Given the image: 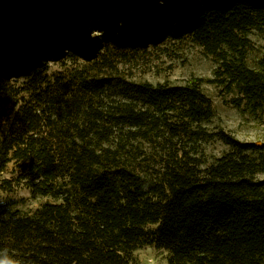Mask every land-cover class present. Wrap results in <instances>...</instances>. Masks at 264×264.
I'll return each mask as SVG.
<instances>
[{"label": "trees", "instance_id": "16d2710c", "mask_svg": "<svg viewBox=\"0 0 264 264\" xmlns=\"http://www.w3.org/2000/svg\"><path fill=\"white\" fill-rule=\"evenodd\" d=\"M153 1L0 0V173L17 169L0 193L21 183L51 198L22 214L0 196V264H135L150 245L168 264H264V141L208 127L204 79L131 82L116 96L104 76L43 87L38 52L55 57L44 51L51 35L86 60L115 33L128 48L147 44L138 30L189 37L216 63L208 82L264 122V53L248 62L264 0H159L162 23ZM94 18L104 34L86 44ZM216 140L227 146L218 156Z\"/></svg>", "mask_w": 264, "mask_h": 264}, {"label": "rangeland", "instance_id": "374dc122", "mask_svg": "<svg viewBox=\"0 0 264 264\" xmlns=\"http://www.w3.org/2000/svg\"><path fill=\"white\" fill-rule=\"evenodd\" d=\"M152 4V9L158 14L153 22L162 23L163 20L160 17L162 12L168 11V6L160 4L159 0H154ZM99 21H101L100 18L90 20V26L84 38L86 44L91 43L88 39L104 34L100 28L91 27ZM117 25H120L119 21ZM137 33L134 37L138 41H147L145 46L125 47L120 42V34L115 33L116 35L110 38V43L101 50L100 54L90 60L73 54L72 49L77 43L71 38H65L54 45L55 36L51 35L48 37L50 46L45 47L44 51L52 53L55 57L38 52L42 62L45 63L40 72L44 79L43 87L53 88L58 85L72 86L74 84L73 88L79 89L83 79L104 76L109 79V94L116 96L118 92L127 90L129 87L127 83L131 82L147 81L152 84L178 85L186 83L191 78L199 77L204 79L202 91L211 98L214 107V116L208 124L209 128L223 129L244 141H264V122L242 113L235 107L233 99L237 96L236 92L227 93L218 84L208 82L215 76L216 63L198 44L189 37L156 39L149 37V33L147 35L140 33V30ZM250 36L252 49L248 54V62L252 66L254 61L264 53V36L256 32H252ZM39 43H34V47H38ZM28 81V79L19 78L14 81V84L25 87ZM24 95L29 98L28 94ZM226 149L227 146L224 143L216 140L209 146L208 151L218 156ZM16 175V166L10 162L0 173V180H13ZM259 177L264 178V175ZM0 196L5 201H13L15 204L12 210H18L22 214L30 213L43 203L51 201L49 197L34 195L21 183L15 184L9 192H1ZM133 259L135 264H168V253L153 245L144 246L134 251Z\"/></svg>", "mask_w": 264, "mask_h": 264}]
</instances>
